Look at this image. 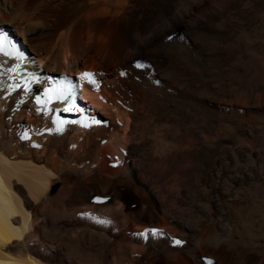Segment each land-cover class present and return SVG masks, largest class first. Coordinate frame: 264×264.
<instances>
[{"label": "bare ground", "instance_id": "6f19581e", "mask_svg": "<svg viewBox=\"0 0 264 264\" xmlns=\"http://www.w3.org/2000/svg\"><path fill=\"white\" fill-rule=\"evenodd\" d=\"M200 7L196 0H0V264H56L57 254L44 251L39 224L55 209L53 205L96 210L118 201L128 214L147 222V226L160 223L161 215L151 194L154 192L138 181L137 172L140 167L152 169L163 162L174 167L181 154L189 158L188 170L185 167L189 179L182 185L180 200L191 199L197 210L203 189L210 188L207 197L211 211L206 228L175 219L177 229H182L180 235H189L191 245L181 251L167 247L168 237L161 245L149 241L136 247L141 253L135 261L203 264L202 256H213L224 264H264V242L259 240L264 238V232L254 233L258 241L243 247L221 239L208 240L214 229L221 232L225 215L243 213L242 200L257 202L255 192L264 186L256 181L246 183L237 173L228 175L229 182L220 178L201 184L196 173L202 158L193 159L195 126L190 113L185 117L188 121L184 141L173 134L162 137L164 132L158 133L157 125L170 117L178 97L188 108L195 100H203V106H216L227 113L264 111V104L252 105L250 96L243 92L236 99L231 97V104L207 99L213 91L211 76L202 63L204 57L197 53L194 31L208 33L217 19L215 35L224 43L227 10L215 7L212 19L207 8L197 14ZM19 47L25 51L20 52ZM32 74L40 75L42 80L35 82ZM65 83L68 86L63 88ZM74 85L82 91L79 100L73 97ZM212 130L215 126L207 131L210 134ZM235 130L238 134L247 131L241 124ZM251 131L257 143L261 130L254 127ZM229 136H222L217 143L233 145ZM203 137L201 142L206 145L209 140ZM239 144L228 150L227 171L256 173L259 179L264 170L263 155L251 144H246V151ZM103 151L119 157L118 169L101 168ZM246 152L252 164L242 163ZM56 178L61 179V188L56 195H50ZM68 220L51 224L49 230L66 232L71 224ZM131 226L128 233L138 237V231ZM74 227H69V233L79 229ZM66 236L71 238V234ZM96 249H90L89 256H94Z\"/></svg>", "mask_w": 264, "mask_h": 264}, {"label": "rangeland", "instance_id": "374dc122", "mask_svg": "<svg viewBox=\"0 0 264 264\" xmlns=\"http://www.w3.org/2000/svg\"><path fill=\"white\" fill-rule=\"evenodd\" d=\"M196 1L200 2V6H201L196 11V13L200 15L203 12V9L207 8L210 10V15H212V19L215 18L216 16L215 7L220 6V7L226 8L227 10L226 34H225L226 37L224 39V43H222L219 40V37L215 35L217 32V27H216L217 19L213 21L214 25H212L208 33H205V31L201 29H196L194 31V36L196 38L198 37L197 38V48H198L197 50L200 51V52L198 51L197 53L201 54L199 56L204 57L202 63L204 64V67H206L207 73L211 76V83H212L213 91L210 92L209 94L210 97H207V99L209 98L208 100H211V101L213 100L212 102L214 103L215 102L222 103L227 100V102L231 104L232 101L236 99L235 97H237L240 93L243 92V93H246L248 96H250L249 102H251L252 105L261 106L262 104H264V66H263L264 65V50H263L264 49V0H217V1L216 0H202V1L196 0ZM226 2H228V5ZM236 78L238 79L236 80ZM225 84L227 85V88ZM214 93L216 95H214ZM231 97H233L234 99ZM182 99H183L182 97H178V101L175 103L176 106L173 105L174 107L171 110L170 117L164 118V120H162V123H160V125H157L158 131H159L158 133L159 135H161V133L164 132L162 137H168L173 134V135L179 136V138L182 137V141H184L185 140L184 138L186 137L185 129H186L187 121H188V119L185 117L188 113L192 115L193 124L195 126V133L193 135L195 144H194V149L192 151L193 159L202 158L200 161H198V165H200V167L198 171L199 174L196 173L197 180L204 186L207 184L208 181L210 180L217 181L220 178H221L220 180H222L223 182H229L230 176L228 175L237 173L240 175V178L244 180L246 183L256 181L264 186V170L263 169H262L263 171L260 172L259 179H256L258 178L257 177L258 174L256 173L243 174L236 170H233L234 172H228L226 168V166L229 165L230 163L229 158H228L229 157L228 150L232 149L230 146L234 147L236 146V144L238 146L239 143H240L239 144L240 147H243L245 151L247 148V145H246L247 143L253 145L258 151L261 152L264 158V136H262L263 134H261V133H264V130H263L264 129V113H263L264 111H258V114L257 112H251L250 114L243 113L242 115L241 114L239 115L238 112L234 110L228 111L227 113V111H225L224 109H222L221 111V108H218L216 106H211V107L208 105L203 106V104L200 103V102L203 103L204 102L203 100L201 101L195 100L194 103L196 105L193 103L192 108H188L183 103ZM259 101L261 102L259 103ZM241 104L243 105L242 102ZM189 109H192V110H189ZM240 109H241V112H243L242 111L243 108H240ZM255 115H258V116H255ZM249 117L251 118V120H249L250 119ZM240 124L244 125V127L246 128L247 131L245 134H240V133L238 134L237 130H235V128L237 126H240ZM261 125L263 128L261 127ZM214 126H215V130H212V132L209 134L207 130ZM161 127L164 129H162ZM254 127H258L261 130V133H260L261 139H259L258 140L259 142L257 141V143L254 141V138H252L253 131H251V129H254ZM112 133H114V131ZM221 134H224V135H221ZM203 136H205L206 138L204 140H207V141L209 140L206 143V145L202 144L201 142L202 141L201 139L204 138ZM222 136L231 137L233 139L234 146L232 145V143L230 144V146L227 145L228 143L226 145L224 144L225 146L223 144L219 145L217 142L221 140ZM261 140L263 141V143L261 142ZM205 149H206V152L203 153V150ZM222 149H224V151ZM224 152L225 153L227 152V154H225ZM102 153L105 155L102 156V159H101L102 162L101 160L99 162L100 166H102L101 168H104V170L106 168H111V167L112 169H118L120 165L119 157L113 156L112 153L108 151H103ZM181 155L180 157L177 158V161L174 167L169 165V163L163 162L162 164H154V168L152 169L140 167L141 169L137 172V176L139 177V178L137 177L138 181L147 188L146 190L154 192L151 194L153 198H155L154 200L155 201L154 204L156 206L155 209L161 215V220L159 221L160 223H156L153 226H149V225L147 226L148 224L147 222L138 221L134 219L133 216L128 214L123 209L121 202H118V201L110 202L105 205L101 204L102 206H100V208L96 210L93 208H89V209L81 208V206H74L73 208L72 207L69 208L65 206L64 204L53 205L52 208L55 207L56 209L57 207V210L54 209L52 210L51 213H48V215L46 216L47 217L46 221L42 220L41 218H40L41 220L39 221V224L41 226L40 231L43 232L42 242L45 245L44 246L45 250L43 246L40 247L41 251L44 250L47 252V254L56 253L57 254L56 260H55L56 264H138L137 261L135 260L138 259L141 252L138 251L136 247H140V246L142 247L144 245H147L146 243H148L149 241L155 243L156 245H161L163 243V238L168 237L169 239L168 238L167 239L169 240L170 243L168 242L167 247L169 246L168 247L169 249L176 248L177 250L182 251L184 250V246L186 249L189 244L191 245V239L189 235L187 234L180 235L182 233V229H180L179 227L177 229L178 225H176L174 220L177 219L180 221L187 222L188 224H191L193 227H198L200 223L202 226H204V228H206L205 225L207 222L206 220L209 219V214L211 211L210 209L211 203L207 197V195L210 194V188L208 187H205L202 191L203 199L201 202H199V206L197 207V210L193 209L194 207L192 205L193 202L191 201V199L185 198L184 199L185 201L180 200V195L181 194L183 195V192L182 193L180 192L182 187H184L182 185L186 184V182L189 179V174H187L188 173L187 170L189 168L188 166L189 158L188 156L185 157L184 154H181ZM247 156H248V153L246 152V155L244 156L245 159H243L244 162L242 163L252 164L253 162L251 161L250 157L249 156L247 157ZM239 160L241 161V159ZM239 160L238 162H240ZM249 161L250 163H248ZM103 163L105 165H103ZM184 163L186 164L184 165ZM231 164L236 165V162L235 163L232 162ZM186 165L188 166V168L186 167ZM185 167L187 168V170L185 169ZM162 168H163V171H162ZM184 170L186 171L184 172ZM61 185H62L61 179L56 178L50 187V190H49L50 195H56L59 189L61 188ZM206 192H209V193H206ZM254 197L256 201L258 199L257 201L258 203L255 201L253 203L252 202L250 203L249 200H242L244 202L241 201L240 205H242L241 208H242L243 213L242 214L229 213L225 215L224 216L225 220L220 224V227L222 228L220 229L221 232L219 231L218 233V231L214 229L212 235L210 236L208 240L209 241H213V240L215 241L216 239L225 240L231 243L232 245L234 244L233 245L234 247H236V244L238 247H243L245 245H250L251 242L252 243L257 242L258 238L257 236L254 235V233L258 231L264 232L263 231L264 230L263 229L264 228L263 227L264 226V218H263L264 217V205H263L264 189L261 191L255 192ZM259 200L260 202L261 201L263 202L260 203ZM255 203H257L258 206ZM113 204L115 207L113 206ZM119 205L121 208L119 207ZM260 206L262 210L261 208H259ZM106 207H107V210H106ZM250 211L251 213L253 211L255 212L251 214ZM260 211H262L263 213H261ZM261 215L263 216L261 217ZM198 216H200L201 219ZM54 218L57 220H55ZM51 219H54L55 222H59L60 220H63V219H69L68 223L69 224L71 223V224L70 226L67 227L68 229H66L67 233L59 232V231H52L53 233H51V231L49 230V226L51 227V224L55 223L54 220H51ZM249 219L252 222H250ZM243 220L245 222H243ZM44 222L47 224L43 225ZM248 222L250 223L249 225H248ZM225 223H227L228 225ZM74 226L77 227V229L78 228L79 229L78 230L76 229L77 231L73 233H69V231H71V229ZM128 226L133 227V230L135 232L136 230L138 231V233L136 232L138 237L135 235H131V233H128L130 232L128 230ZM153 229H156L159 231L156 233H153L151 231ZM225 229H226V232L225 231L223 232V230ZM233 229H235V231ZM223 233H225L226 237L224 236ZM239 233L241 235H239ZM66 234L67 235L71 234V238H67ZM170 234L172 235L173 238L169 237L171 236ZM232 234H235V236L233 237ZM216 236L219 238H216ZM226 238H229V239H226ZM176 240H180L181 243L176 244L175 243ZM241 240L244 244L242 242L240 243ZM259 240H263L264 242V238L259 239ZM91 246L92 248H95V249L97 248L96 249L97 252L94 256L92 255L89 256L90 255L89 252H91L90 249H92ZM202 257L204 259L203 264L205 263V261L207 262L208 260H211L213 264H224L218 258L213 257V256H202ZM144 264H156V263L146 261ZM176 264H188V262L180 261V262H177Z\"/></svg>", "mask_w": 264, "mask_h": 264}, {"label": "snow or ice", "instance_id": "6c2138e0", "mask_svg": "<svg viewBox=\"0 0 264 264\" xmlns=\"http://www.w3.org/2000/svg\"><path fill=\"white\" fill-rule=\"evenodd\" d=\"M137 66L140 67L139 64H138ZM84 75H85V76H92L93 74H91V73H84ZM92 82L95 83V81H92ZM25 138H26V134H25ZM98 199H99V198H98ZM151 231H152L153 233H156V232H158L159 230L153 229V230H151ZM175 243H176V244H180L181 241H180V240H176ZM207 264H213V262H212L211 260H208V261H207Z\"/></svg>", "mask_w": 264, "mask_h": 264}]
</instances>
